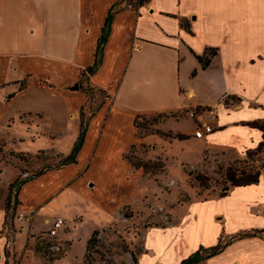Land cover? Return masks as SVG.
I'll list each match as a JSON object with an SVG mask.
<instances>
[{
	"label": "crops",
	"instance_id": "0c3cea01",
	"mask_svg": "<svg viewBox=\"0 0 264 264\" xmlns=\"http://www.w3.org/2000/svg\"><path fill=\"white\" fill-rule=\"evenodd\" d=\"M103 33L100 63L86 74ZM206 49L217 54L203 69L197 57ZM75 84L78 90L73 91ZM89 88L101 91L105 100L86 122L75 163L21 185L15 212L27 219H15L19 224L13 235L3 226L5 202L19 170L0 161V173H7L0 184V264L11 261L6 247L15 264H34L31 235L45 233L55 218L64 219L65 209L85 191L89 173L126 150L137 116L167 113L168 129L205 145L229 127L256 121L231 118L243 109L258 110L263 118L258 120L264 121V0H149L143 6L137 0H0V140L7 152L67 156L79 135V112L88 102ZM194 108L216 113L213 131L202 138L193 136L194 124L185 115ZM260 140L259 133L246 150ZM10 143L28 147L7 148ZM240 190L245 229L263 221L252 207L264 205V168L259 183ZM253 192L257 197L248 200ZM72 211L64 219L66 227L78 214ZM90 232L80 237L82 249ZM75 246L58 264L76 260ZM238 254L228 247L205 262L230 264Z\"/></svg>",
	"mask_w": 264,
	"mask_h": 264
},
{
	"label": "rangeland",
	"instance_id": "374dc122",
	"mask_svg": "<svg viewBox=\"0 0 264 264\" xmlns=\"http://www.w3.org/2000/svg\"><path fill=\"white\" fill-rule=\"evenodd\" d=\"M85 91L89 99L84 108V120L105 100L104 94L95 88ZM259 115L258 110L243 109L231 118L263 119ZM169 117L167 113H151L135 118L133 139L127 140L126 150L116 159L107 158V167L102 160V169H93L89 173V182L77 203L69 207L71 209H65L66 220L71 218L72 210L78 214L74 215L73 222L67 221L64 233L60 234L62 253L36 252L45 230L31 235L34 238L30 244L34 264H58L74 242L72 258L76 260H70V264H179L199 245L205 246L203 248L214 246L219 229L217 242L228 243L226 249L234 247L239 253L230 264H264V236L237 240L241 232L264 228V205L252 207L256 218L263 221L241 229V190L229 184L228 190H223V177L217 170L220 165L225 168L234 160L243 159L247 147L256 144L259 132L249 127H229L207 140L211 145H205L203 140L174 132L172 127L168 129ZM174 119L186 118L174 116ZM159 132L169 136L163 137ZM177 134L188 138L176 139ZM16 146L28 147L10 143L7 148ZM5 149L3 145L2 150L8 157ZM59 157L55 151H47L10 158L7 164L25 173L26 178L57 164L61 160ZM255 159L257 166L264 160V150ZM136 164L141 167L136 168ZM1 176L5 178L7 173H0V184L3 185ZM196 176H200L199 181H194ZM233 189L234 195L230 197ZM223 191L228 197H220ZM256 197L253 192L247 199ZM15 214L9 213V222H13L14 228L19 224L15 222ZM90 230L88 239L93 231H97V243L85 260L86 244L82 249V234L87 235ZM8 254L9 264H15V257Z\"/></svg>",
	"mask_w": 264,
	"mask_h": 264
},
{
	"label": "trees",
	"instance_id": "16d2710c",
	"mask_svg": "<svg viewBox=\"0 0 264 264\" xmlns=\"http://www.w3.org/2000/svg\"><path fill=\"white\" fill-rule=\"evenodd\" d=\"M148 1L149 0H137V4L139 6H143ZM110 19H111V14L109 12L108 17H107L106 22H105V26H104L105 30L108 29V26L110 24ZM104 41H105V37H104V33H103V36L101 37V39L98 43V46H97L95 61H94L93 65L87 69L86 74L91 75L97 69V67L100 63L99 55H100V52L102 50ZM216 54H217L216 49H206L202 56L197 57L199 63L201 64V67L203 69H205L209 65L210 60ZM82 77H85L84 73H83V75H81V78ZM86 94L88 95L87 92H86ZM86 104L80 109V112H79V117H80L79 135H78L77 141L75 142L71 152L65 157H61L59 154L56 153L57 155L60 156L59 158L61 159L57 164H55L53 166L45 167V168L39 170L38 172H36L34 175H32L30 177H26V178L24 175L25 173L20 172L18 179L14 183L10 184L9 189H8V196H7V199L5 202V221H4V225H3L5 230H7L6 232L9 235L11 233L15 232L14 227H13V222H11V221L9 222V213L13 212V214H14V212H15L16 204H17L16 194L19 191L21 185L23 183L29 181V180H32L36 177H39V176L45 174L49 170H59L64 166L75 163L76 156L80 150V147H81L82 142H83L84 134H85V131L87 129L86 122L90 117L89 116L87 119L84 120V111H85L84 108H85ZM135 120L136 119H134L133 125L135 124ZM242 125L247 126L251 129L257 130L260 133L261 140L259 141V143L257 144V146L255 148L248 149L245 151V157L243 159L234 160L229 165H227L225 168L222 165L218 166L217 170L219 173H221V175L223 177V179L221 180L223 190H228V184L232 187H235V188H241V187H248V186L256 185L257 183H259L261 170L264 168V160L257 166L254 164V162L256 161L255 156L262 153L264 150V121L256 120V121H252V122L243 123ZM159 134L162 135L163 137L169 136L167 134H162L160 132H159ZM174 138L179 139V140H183V139H187L188 136H183L182 134H177L174 136ZM2 147H3V143L0 144V159L2 162L6 163V164L8 163V160L10 158L16 159V158H20V157L30 155V154H25V153H14V152L9 151L8 152L9 154L7 157L5 152H3V150H2ZM41 152H47V151H39L38 153H41ZM50 152H52V151H50ZM38 153H36V154H38ZM134 166L136 168L141 167V165H139V164H136ZM142 167H144V166H142ZM199 179H200V176L194 177V181H199ZM225 196H226V191H223L220 194V197H225ZM9 235L7 236L8 241L10 240ZM263 236H264V229H254V230H249L247 232L239 233L237 235V240L252 239V238L261 239ZM96 237H97V231H93L90 238L86 241L85 255H84L85 260H87L89 258L90 250L96 246V243H97ZM41 241H42L41 245L39 244V246L36 247V252L44 250L45 252L49 253L50 251L48 250V246L50 245V241L45 239V238H43ZM227 246H228V243H223L221 240H218V242L214 246H211L208 248L199 247L194 253L189 255L186 259H183L179 264H199L202 261H206L209 258L218 255ZM62 251H63V248L59 253H57V255L62 253ZM8 253H9L8 248L6 247L5 248V256L6 257H8V255H9Z\"/></svg>",
	"mask_w": 264,
	"mask_h": 264
},
{
	"label": "built area",
	"instance_id": "2783aa9c",
	"mask_svg": "<svg viewBox=\"0 0 264 264\" xmlns=\"http://www.w3.org/2000/svg\"><path fill=\"white\" fill-rule=\"evenodd\" d=\"M186 117L194 124L193 136L195 138H202L206 134L213 131L216 113L212 108H194L185 112ZM15 219L18 221H25L27 216L24 213L15 214ZM66 222L62 218H55L49 223V228L45 233H42L43 237L50 241L48 250L52 253H59L62 250V244L60 241V234L64 233Z\"/></svg>",
	"mask_w": 264,
	"mask_h": 264
},
{
	"label": "water",
	"instance_id": "95a60500",
	"mask_svg": "<svg viewBox=\"0 0 264 264\" xmlns=\"http://www.w3.org/2000/svg\"><path fill=\"white\" fill-rule=\"evenodd\" d=\"M71 90H78V84H75L74 86L71 87Z\"/></svg>",
	"mask_w": 264,
	"mask_h": 264
}]
</instances>
